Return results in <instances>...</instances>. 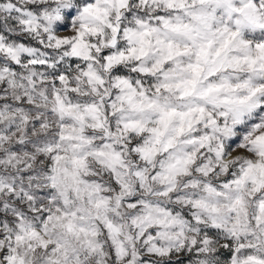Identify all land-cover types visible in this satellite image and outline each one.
<instances>
[{
    "label": "snow or ice",
    "instance_id": "obj_1",
    "mask_svg": "<svg viewBox=\"0 0 264 264\" xmlns=\"http://www.w3.org/2000/svg\"><path fill=\"white\" fill-rule=\"evenodd\" d=\"M0 264H264V0H0Z\"/></svg>",
    "mask_w": 264,
    "mask_h": 264
}]
</instances>
